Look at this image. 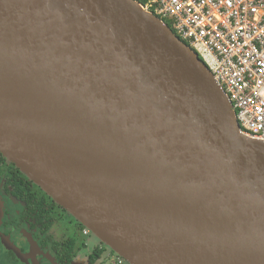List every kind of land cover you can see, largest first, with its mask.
Here are the masks:
<instances>
[{"label": "water", "instance_id": "95a60500", "mask_svg": "<svg viewBox=\"0 0 264 264\" xmlns=\"http://www.w3.org/2000/svg\"><path fill=\"white\" fill-rule=\"evenodd\" d=\"M0 154L127 264H264V144L136 0H0Z\"/></svg>", "mask_w": 264, "mask_h": 264}, {"label": "built area", "instance_id": "2783aa9c", "mask_svg": "<svg viewBox=\"0 0 264 264\" xmlns=\"http://www.w3.org/2000/svg\"><path fill=\"white\" fill-rule=\"evenodd\" d=\"M227 96L239 132L264 144V0H145ZM83 229L82 235L89 236ZM116 264H127L118 256Z\"/></svg>", "mask_w": 264, "mask_h": 264}, {"label": "flooded vegetation", "instance_id": "af4514ba", "mask_svg": "<svg viewBox=\"0 0 264 264\" xmlns=\"http://www.w3.org/2000/svg\"><path fill=\"white\" fill-rule=\"evenodd\" d=\"M10 172L11 164L0 154V261L4 264H78L84 260V264H116L118 255L104 244L98 242L88 249L83 229L64 210L55 209L57 221L48 230H41L43 225L32 220L22 204L6 191ZM2 237L8 238L20 251L23 261L4 248ZM68 240L75 242L71 252L69 246L62 247ZM67 254H71L70 261Z\"/></svg>", "mask_w": 264, "mask_h": 264}, {"label": "trees", "instance_id": "16d2710c", "mask_svg": "<svg viewBox=\"0 0 264 264\" xmlns=\"http://www.w3.org/2000/svg\"><path fill=\"white\" fill-rule=\"evenodd\" d=\"M136 1L142 5L145 4V0ZM8 175L10 177L5 184L6 191L9 190L16 202L22 204L23 209H26L29 212V216L32 218V220L43 225L44 229L41 230H48L58 218L55 215L54 210L64 209L42 189L30 181L13 164H11V172ZM74 221L81 227V229H84L83 226L80 225L75 219ZM31 225L34 226L33 224ZM74 245L75 242L73 240H68L67 243H65L62 247L65 249L67 246H69L68 250L71 252ZM57 247L60 248L61 245H57ZM66 256L68 261L72 259L71 254H67ZM0 264H4L3 261H0Z\"/></svg>", "mask_w": 264, "mask_h": 264}, {"label": "rangeland", "instance_id": "374dc122", "mask_svg": "<svg viewBox=\"0 0 264 264\" xmlns=\"http://www.w3.org/2000/svg\"><path fill=\"white\" fill-rule=\"evenodd\" d=\"M70 217L73 218L72 216H70ZM55 235L58 236V234H55ZM87 238H88V240L90 242V245H89L88 249L91 246H93V245H95V244H97L99 242L91 233H90V235Z\"/></svg>", "mask_w": 264, "mask_h": 264}, {"label": "crops", "instance_id": "0c3cea01", "mask_svg": "<svg viewBox=\"0 0 264 264\" xmlns=\"http://www.w3.org/2000/svg\"><path fill=\"white\" fill-rule=\"evenodd\" d=\"M99 241V240H98ZM86 243H87V246L89 247V245H90V242H89V240H88V238L86 239ZM99 243H101L100 241H99ZM103 244V243H102ZM95 245H93V246H91L90 248H92V247H94ZM78 262V261H77ZM78 264H84V260L82 261V260H79V262H78Z\"/></svg>", "mask_w": 264, "mask_h": 264}, {"label": "bare ground", "instance_id": "6f19581e", "mask_svg": "<svg viewBox=\"0 0 264 264\" xmlns=\"http://www.w3.org/2000/svg\"><path fill=\"white\" fill-rule=\"evenodd\" d=\"M145 11V10H144Z\"/></svg>", "mask_w": 264, "mask_h": 264}]
</instances>
